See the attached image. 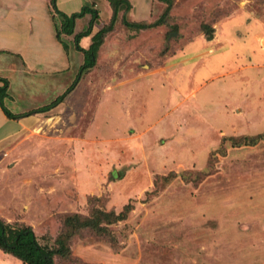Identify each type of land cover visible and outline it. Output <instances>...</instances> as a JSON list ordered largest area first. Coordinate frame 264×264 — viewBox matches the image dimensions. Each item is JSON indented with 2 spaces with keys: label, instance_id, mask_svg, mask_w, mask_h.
Masks as SVG:
<instances>
[{
  "label": "rangeland",
  "instance_id": "374dc122",
  "mask_svg": "<svg viewBox=\"0 0 264 264\" xmlns=\"http://www.w3.org/2000/svg\"><path fill=\"white\" fill-rule=\"evenodd\" d=\"M108 8L59 41L49 0H0L5 108L63 94L84 61L75 35L92 24L87 48ZM123 14L63 101L0 150V218L63 246L55 264H264V59L246 56L264 48V0H172L144 30ZM229 46L198 88L195 71Z\"/></svg>",
  "mask_w": 264,
  "mask_h": 264
},
{
  "label": "trees",
  "instance_id": "16d2710c",
  "mask_svg": "<svg viewBox=\"0 0 264 264\" xmlns=\"http://www.w3.org/2000/svg\"><path fill=\"white\" fill-rule=\"evenodd\" d=\"M166 3V8L162 15L153 22L144 21H132L126 18L125 13L130 9L131 4L129 0H108L110 6L112 7V16L109 24L103 25L100 29L93 33L91 36L90 44L87 48L80 45L79 40L82 36L90 35L92 32V24L89 27L75 35V47L83 52L84 61L80 66L79 72L76 79L71 86L63 93L57 96L51 103L43 105L32 109L24 114L13 113L5 108L3 102L0 98V107L6 117L8 118H20L28 116L34 113L46 112L51 108L57 106L61 103L66 96V93L73 89V87L81 79L82 75L89 69H91L97 61V53L100 45L104 42V36L109 31L117 19V14L120 10L124 11L122 16V21L124 25L133 28L135 30L147 29L149 27L158 25L164 21L165 16L169 13L171 9L172 0H160ZM51 6V13L54 17L57 15L59 20V25L57 22L54 23L56 28V38L61 41V33L72 34L75 18L83 16L85 13H91L93 21L97 20L99 17L98 10L93 8L88 4H84L80 11L71 13L70 15L58 10L56 0H49ZM0 96L5 92L7 87V81L0 78ZM257 139L256 138H253ZM0 250L6 253L12 254L17 259L21 260L23 264H55L54 255L62 254L63 246L59 248H49L44 244L39 243L34 231L30 225L22 223H11L0 218ZM62 252V253H61Z\"/></svg>",
  "mask_w": 264,
  "mask_h": 264
},
{
  "label": "crops",
  "instance_id": "0c3cea01",
  "mask_svg": "<svg viewBox=\"0 0 264 264\" xmlns=\"http://www.w3.org/2000/svg\"><path fill=\"white\" fill-rule=\"evenodd\" d=\"M154 1L155 0H129L131 7L127 12H128V15H131L132 19H134L132 21H144V22H146L145 20H149L152 9L154 8ZM158 1L161 2L160 0H158ZM100 3L106 4L109 7L108 10L110 11V13H112V7L110 6L108 0H56L58 10L66 13L68 15H70L71 13L80 11L84 4H88V5L92 6L93 8H95L99 11V4ZM157 7H158V4H157ZM165 8H166V6H165ZM140 30H144V29H140ZM89 44H90V42L87 45L89 46ZM236 44H237L236 47H232V49L229 46L228 48L222 50L219 53L211 54L210 58H208V61L205 64L203 63L202 66H200V68L195 71L194 77L198 78V80H197L198 88L200 87L199 81L202 78H204V76L210 74L208 72V70H209V67L211 65H214L215 67H217V71H218V65H217L218 61L223 58V57H220L221 54L225 53L229 49H231L230 54H229L230 57L236 53L237 46H239V48H240V45H241L239 43H236ZM245 44L247 45V43H245ZM243 45H244V43L242 42L241 47ZM260 49L261 50L257 54L251 53V51H248V52H246V56L252 57L253 60L261 61L264 59V48H260ZM229 56H227V57L225 56L224 59L225 58L229 59ZM244 56H245V54L242 56V59L245 58ZM19 61L21 63L20 66L23 69L24 62L21 59H18V62ZM22 63H23V65H22ZM255 65H257V64H255ZM192 71L193 70H190V72L188 71V73L190 74V76H188V77L186 75H183L182 76V77H184L183 79L188 78L187 80H189V78L192 76ZM202 71H205L206 75L202 74ZM232 78L233 77H230V75H229V76H226L225 79L227 82L234 85V82L237 81L238 79L234 81V79H232ZM183 79L180 78V82L182 84L181 88L183 90H189V89H187V84L185 83L186 80L183 81ZM225 79L222 81H216L215 82V83L219 84V86H220L219 90L220 91L223 88L228 87V85H227L228 83L225 81ZM224 81L226 82V85H224L225 84ZM1 84L2 83L0 82V85ZM222 84H223V86H222ZM190 88H191V86H190ZM220 91L216 92L214 95H218V93ZM51 111H53V109ZM32 115H34V114H32ZM26 118H27V116H24V117H20L16 120L12 121L11 119H9L5 116L4 112L2 111V109L0 107V150H2L1 154H4L3 152H5V153L8 152L9 146L26 129V124H25ZM24 133H25V131H24ZM2 257H4V258L8 257L7 259H12L13 264H23L21 260L14 257L12 254L6 253V252H3L2 250H0V264L8 263V262H4L5 259L1 260Z\"/></svg>",
  "mask_w": 264,
  "mask_h": 264
}]
</instances>
